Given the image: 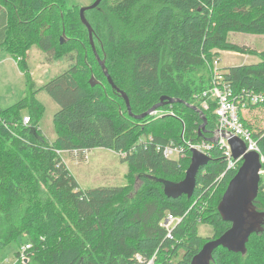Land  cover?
Returning <instances> with one entry per match:
<instances>
[{
    "label": "trees",
    "instance_id": "obj_1",
    "mask_svg": "<svg viewBox=\"0 0 264 264\" xmlns=\"http://www.w3.org/2000/svg\"><path fill=\"white\" fill-rule=\"evenodd\" d=\"M85 14L116 88L94 53L80 9L66 0H0V51L19 58L29 87L21 101L0 108V253L15 244L18 254L30 243L26 264H133L136 253L152 258L158 251L155 264H169L182 250L177 264H190L211 240L198 234L200 223L213 225L214 238L230 227L218 204L237 171L226 172L223 150L215 146L194 195L167 197L163 181L185 177L190 152L171 161L156 145L182 143V134L194 143L212 137L216 104L203 110L199 97L211 85L217 50L259 56L258 63L223 70L236 95L264 93V50L228 40L231 32L264 35V0H102ZM64 32L67 43H61ZM32 46L56 58L77 54L70 57L74 65L40 88L60 106L53 142L40 129L45 107L25 73ZM162 96L180 100L159 108L175 116L138 118ZM150 135L152 142H140ZM255 137L264 155V131ZM95 148L126 153L128 184L80 188L62 155ZM254 206L264 212L261 190ZM168 212L184 216L173 240L160 225ZM212 264H264V226L250 235L245 254L220 246Z\"/></svg>",
    "mask_w": 264,
    "mask_h": 264
},
{
    "label": "rangeland",
    "instance_id": "obj_2",
    "mask_svg": "<svg viewBox=\"0 0 264 264\" xmlns=\"http://www.w3.org/2000/svg\"><path fill=\"white\" fill-rule=\"evenodd\" d=\"M95 1L96 0H66L67 6L75 9L89 6ZM92 13H90V16ZM62 38L63 43L69 41V36L66 35L65 32L62 34ZM228 40L232 43L246 46L256 51L264 50V35L231 32L228 35ZM215 54L217 58H219V56L221 58L220 67H222V70L223 68H227L225 65L232 63L246 65L260 60V57L257 55L246 56V54L239 53L242 55L240 56L239 54L236 55V52L232 54L221 53V55L218 56V52L216 51ZM26 55L27 69L25 70V73L29 76L31 83L34 82L35 84L33 85V91L39 90L36 93V98L45 107L43 117L40 121V129L44 136L49 141L53 142L57 136L54 129L53 118L55 113L59 111L60 106L45 90H40V88L45 83L74 65L76 59H71L70 57H76L77 54L74 49V51L70 53L64 51L60 57L56 58L55 56L41 51L37 46H32L28 49ZM4 56L7 57L2 61L1 58ZM18 59L19 58L16 59L11 54H8L5 50L0 51V62L2 63V68L0 69V108H8L18 103L29 93V87L26 82L24 71H22L19 65H17L18 62L16 64L14 61H17ZM20 71H22L23 74H21ZM208 102L210 104L212 101L208 100ZM169 112H173L175 116L174 110L171 109ZM22 115L23 117L28 115L26 110H23ZM241 115H243L245 123L255 134L264 131V105L246 107L242 110ZM62 156L71 173L79 183L80 188L83 190L102 186H122L128 184L126 176L129 172L128 165L126 161H123L124 157L120 156L113 150L106 148L91 149L88 156L84 159L80 156L73 155V153H64ZM139 185L140 182L138 181L135 188ZM198 234L208 239L214 238L213 225L200 223L198 225ZM16 252L17 247L15 244H12L0 253V260L4 262L8 259L9 261L5 264H12L16 259ZM183 254L184 252L180 250L178 256L173 257L169 264H177Z\"/></svg>",
    "mask_w": 264,
    "mask_h": 264
},
{
    "label": "water",
    "instance_id": "obj_3",
    "mask_svg": "<svg viewBox=\"0 0 264 264\" xmlns=\"http://www.w3.org/2000/svg\"><path fill=\"white\" fill-rule=\"evenodd\" d=\"M101 1L102 0H96L91 5L82 7L80 9V17L88 29L91 46L105 72L108 81L111 83L113 88H116L107 69L105 68V60L101 59L96 51L93 39L94 30L88 22L85 14L87 10L98 7ZM61 43H63V38H61ZM94 79V76H92L90 80L92 85L98 83V81ZM121 95L126 101L129 112H131L129 98L123 92H121ZM176 101L180 102V100L162 96L158 104L153 106L144 114L138 116V118L148 117L155 110L166 104H173ZM193 108L197 110V107L193 106ZM199 112L202 114L201 111ZM203 119L206 121L205 116H203ZM205 124L206 123L204 122L201 125V129H203V131ZM31 131L35 135L38 133L36 127H31ZM203 133L204 132L200 131L201 136ZM209 140L212 141V138H209ZM229 143L234 157L243 158L242 164L228 183L227 188L218 204V212L221 218L224 221L229 222L231 225L219 237L206 242L193 256L190 264H212L213 252L220 246L235 253L245 254L247 252V243L250 235L254 232L263 230L264 212L259 211L254 206V201L259 194V169L261 167L260 154L256 151H247L245 142L237 136H231L229 138ZM210 159L211 157L196 149L191 150L190 164L185 172V177L180 181H163L165 195L171 198H179L184 195L191 198L194 195L197 186L198 173L202 167L209 163Z\"/></svg>",
    "mask_w": 264,
    "mask_h": 264
},
{
    "label": "built area",
    "instance_id": "obj_4",
    "mask_svg": "<svg viewBox=\"0 0 264 264\" xmlns=\"http://www.w3.org/2000/svg\"><path fill=\"white\" fill-rule=\"evenodd\" d=\"M210 68L212 71L211 85L207 90L203 91L199 98L201 99V107L204 109L209 108L210 104L208 100L216 104V108L214 109L216 125L211 137L212 141L202 139L201 141L194 143L192 141L185 140L182 134V143L170 140V142L165 146L156 145V150L159 152L162 150L164 157H166L168 160L179 161L180 159L186 158L188 152H190L191 158V150L193 149H196L210 157L214 147L218 146L223 150V154L227 161L226 172L238 171L240 165L243 162V158L234 157L231 145L229 143V138L231 136H237L245 142L247 151H256L260 154L261 167L259 169V191L261 190L262 194L264 195V155L261 151L258 140L255 137V133L245 123L243 115H241L242 110L246 107L264 105V93L248 90L236 95L233 91L230 81H228L225 77V71L222 70V67H220V60L216 57V54H214L211 60ZM165 115L174 116V113L160 109L151 113V116L155 118H160ZM4 124L6 125L5 121ZM23 124L25 126L30 124V116L27 115L23 117ZM152 139L153 137L150 136L149 138H142L140 142L147 144L148 142H152ZM89 152L90 150H84L83 152L76 150L74 151L73 155L80 156L82 159H84L88 156ZM117 154L124 158L127 156L125 152H120ZM226 172L221 175V179L224 177ZM183 218L184 216H176L170 212L166 213L160 225L167 232L168 238H171L172 240L174 239L173 232L175 228L182 222ZM30 248V243L23 245L18 251L16 259L12 264H26L29 261V255L27 254V251ZM157 252L152 258H145L142 254L136 253L134 255L135 262L133 264H155ZM7 261L9 260L7 259L4 262L0 260V264H5Z\"/></svg>",
    "mask_w": 264,
    "mask_h": 264
},
{
    "label": "crops",
    "instance_id": "obj_5",
    "mask_svg": "<svg viewBox=\"0 0 264 264\" xmlns=\"http://www.w3.org/2000/svg\"><path fill=\"white\" fill-rule=\"evenodd\" d=\"M215 52H216V51H215ZM217 52H218V56L221 55V53H225V54H226V53H228V54L235 53V52H231V51H220V50H217ZM237 54H239V53H236V55H237ZM239 55H240V54H239ZM247 55H248V54H246V56H247ZM240 56H242V55H240ZM6 57H7V56L2 57L3 59L1 58V60L4 61V60L6 59ZM219 58H220V56H219ZM14 61H15V63L17 64V61H16V60H14ZM220 61H221V58H220ZM259 61H260V60H258V61L255 62V63H258ZM255 63H252V64H255ZM16 64H15V66H16ZM17 65H18V64H17ZM231 66H239V65L234 64V63L229 64V65H225V67H227V68H228V67H231ZM1 68H2V63L0 62V69H1ZM0 72H1V71H0ZM20 73L23 74L22 71H20ZM0 100H1V98H0Z\"/></svg>",
    "mask_w": 264,
    "mask_h": 264
},
{
    "label": "bare ground",
    "instance_id": "obj_6",
    "mask_svg": "<svg viewBox=\"0 0 264 264\" xmlns=\"http://www.w3.org/2000/svg\"><path fill=\"white\" fill-rule=\"evenodd\" d=\"M202 108V107H201ZM203 110H207V109H204V108H202ZM202 113H203V111L202 110H200ZM204 116V115H203ZM166 158V157H165ZM167 159V158H166ZM186 172V171H185Z\"/></svg>",
    "mask_w": 264,
    "mask_h": 264
}]
</instances>
